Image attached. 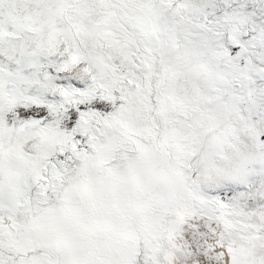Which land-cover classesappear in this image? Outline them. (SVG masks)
<instances>
[{
    "label": "rangeland",
    "instance_id": "1",
    "mask_svg": "<svg viewBox=\"0 0 264 264\" xmlns=\"http://www.w3.org/2000/svg\"><path fill=\"white\" fill-rule=\"evenodd\" d=\"M29 7L5 14L70 29L91 88L69 96L66 60L41 52L18 90L6 60L32 30L0 40V264H264V0ZM230 162L236 184L205 186Z\"/></svg>",
    "mask_w": 264,
    "mask_h": 264
},
{
    "label": "bare ground",
    "instance_id": "2",
    "mask_svg": "<svg viewBox=\"0 0 264 264\" xmlns=\"http://www.w3.org/2000/svg\"><path fill=\"white\" fill-rule=\"evenodd\" d=\"M11 1L12 0H0V40L7 42L8 37L10 36L19 35L27 29L32 30V35L28 40H26L28 42L24 41L20 43L18 46L19 50L17 51V53L14 54L13 52L14 55L10 56L6 60V63H8L7 66H12L15 68L14 74L12 75V78L10 80L11 84L13 86H16L20 91L26 90L25 92L33 94L35 92L36 82H34V79H32V74H27L29 77H24V72L26 70H29L31 60L33 61L32 58H34V55L43 52L66 60L64 62V66L66 65L65 70L60 71V75L64 78L66 82H68L66 87L68 88L67 94L69 96L74 94V91H77L78 95L84 94L85 92L89 91L91 87L90 85L87 86V83L91 78L92 73L88 67V61L86 59V56L79 48L77 41L70 29H67L66 27L61 25L52 24L48 21L46 22L44 12H42L41 15H39V13H36L35 16H32V18H27L25 20H21V18H18L14 21L8 20L5 12H7V6L11 3ZM193 1L199 2L200 0ZM42 3H44V0H29V9H36ZM27 12L26 14H28ZM15 47L17 46L15 45ZM4 50L2 52H4ZM119 54L121 55L120 58L123 57L129 60H132L131 57H134V51L132 48L129 47L126 48L123 46L122 48H120ZM40 96L38 94L35 97L40 100ZM211 139L214 143L221 142V139H217L215 138V136H213ZM240 160H243L241 166L250 164L252 167V164H255L256 162V159L248 158L244 155V153L243 158H241ZM233 164L234 163H231L230 166L228 165L226 170L224 169L221 174L204 180L205 186L215 187L222 186L225 184H236L239 180L236 178V173L244 168H240V166L238 167L237 165L234 166ZM243 171L245 172V170ZM193 178L196 180V176H194ZM11 201L14 200L12 199Z\"/></svg>",
    "mask_w": 264,
    "mask_h": 264
},
{
    "label": "trees",
    "instance_id": "3",
    "mask_svg": "<svg viewBox=\"0 0 264 264\" xmlns=\"http://www.w3.org/2000/svg\"><path fill=\"white\" fill-rule=\"evenodd\" d=\"M112 106L111 103L106 101H91L84 106H80L79 110H94L98 112H109ZM16 117L20 121H31V120H40L43 119L46 115L43 108H17L15 111ZM67 116L72 120H75L76 110L71 109L67 112ZM73 122L69 123L68 126H71Z\"/></svg>",
    "mask_w": 264,
    "mask_h": 264
}]
</instances>
